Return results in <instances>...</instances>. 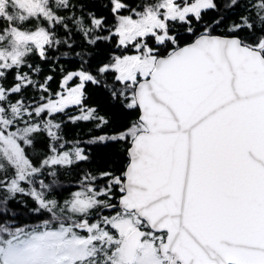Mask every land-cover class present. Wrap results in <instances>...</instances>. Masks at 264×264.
Wrapping results in <instances>:
<instances>
[{"label": "snow or ice", "instance_id": "obj_1", "mask_svg": "<svg viewBox=\"0 0 264 264\" xmlns=\"http://www.w3.org/2000/svg\"><path fill=\"white\" fill-rule=\"evenodd\" d=\"M0 264H264V0H0Z\"/></svg>", "mask_w": 264, "mask_h": 264}, {"label": "trees", "instance_id": "obj_2", "mask_svg": "<svg viewBox=\"0 0 264 264\" xmlns=\"http://www.w3.org/2000/svg\"><path fill=\"white\" fill-rule=\"evenodd\" d=\"M137 2H139V0H137ZM53 87H55V85H53ZM89 96V105L92 107H97L102 115L108 114L110 118L116 120L117 124L121 122L126 123L129 119L123 114L115 111V109L111 107L108 98L103 93L93 91L90 92ZM69 127L72 128V131L68 133L69 136L78 135L84 139H87L91 125L85 124L79 128L73 126ZM92 154L97 157L98 165L107 164V166L112 169L123 168L128 162L124 149L118 145L100 146ZM24 218L30 219L26 215Z\"/></svg>", "mask_w": 264, "mask_h": 264}, {"label": "flooded vegetation", "instance_id": "obj_3", "mask_svg": "<svg viewBox=\"0 0 264 264\" xmlns=\"http://www.w3.org/2000/svg\"><path fill=\"white\" fill-rule=\"evenodd\" d=\"M128 163V162H127Z\"/></svg>", "mask_w": 264, "mask_h": 264}]
</instances>
